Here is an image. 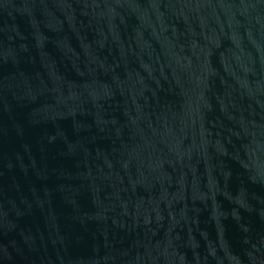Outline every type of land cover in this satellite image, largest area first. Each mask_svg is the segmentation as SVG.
<instances>
[{"label":"water","instance_id":"1","mask_svg":"<svg viewBox=\"0 0 264 264\" xmlns=\"http://www.w3.org/2000/svg\"><path fill=\"white\" fill-rule=\"evenodd\" d=\"M0 264H264V0H0Z\"/></svg>","mask_w":264,"mask_h":264}]
</instances>
